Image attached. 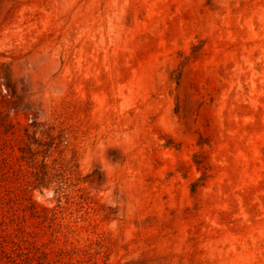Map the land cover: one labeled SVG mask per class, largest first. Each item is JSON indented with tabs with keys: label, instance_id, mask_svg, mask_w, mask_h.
Segmentation results:
<instances>
[{
	"label": "rangeland",
	"instance_id": "obj_1",
	"mask_svg": "<svg viewBox=\"0 0 264 264\" xmlns=\"http://www.w3.org/2000/svg\"><path fill=\"white\" fill-rule=\"evenodd\" d=\"M0 264H264V0H0Z\"/></svg>",
	"mask_w": 264,
	"mask_h": 264
},
{
	"label": "trees",
	"instance_id": "obj_2",
	"mask_svg": "<svg viewBox=\"0 0 264 264\" xmlns=\"http://www.w3.org/2000/svg\"><path fill=\"white\" fill-rule=\"evenodd\" d=\"M49 139L39 138V148L36 150L35 157L33 159L27 158L25 155L22 156V159L28 162H32L31 166L33 168V173L37 177V185L36 188H42L44 183L49 182L52 177H56L58 174L66 173L67 171H71L76 174V161L75 160H67V159H58L53 155L54 149L56 147L54 142V137L52 133L48 134ZM197 157V155H195ZM28 159V160H27ZM196 165L200 169V162H196ZM39 170V174L38 171ZM70 174L66 173V176ZM202 177L198 178L201 180Z\"/></svg>",
	"mask_w": 264,
	"mask_h": 264
}]
</instances>
